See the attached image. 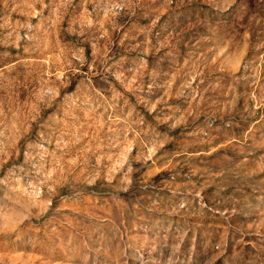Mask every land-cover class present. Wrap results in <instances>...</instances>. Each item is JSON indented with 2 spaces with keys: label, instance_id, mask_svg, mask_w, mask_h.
Returning <instances> with one entry per match:
<instances>
[{
  "label": "rangeland",
  "instance_id": "rangeland-1",
  "mask_svg": "<svg viewBox=\"0 0 264 264\" xmlns=\"http://www.w3.org/2000/svg\"><path fill=\"white\" fill-rule=\"evenodd\" d=\"M0 264H264V0H0Z\"/></svg>",
  "mask_w": 264,
  "mask_h": 264
}]
</instances>
